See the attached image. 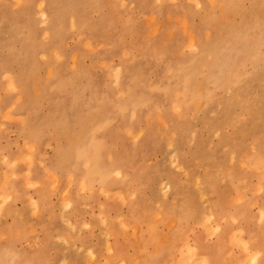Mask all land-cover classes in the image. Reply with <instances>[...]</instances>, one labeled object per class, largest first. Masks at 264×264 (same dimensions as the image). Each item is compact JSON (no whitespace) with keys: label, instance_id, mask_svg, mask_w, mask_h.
<instances>
[{"label":"rangeland","instance_id":"374dc122","mask_svg":"<svg viewBox=\"0 0 264 264\" xmlns=\"http://www.w3.org/2000/svg\"><path fill=\"white\" fill-rule=\"evenodd\" d=\"M203 261L264 264V0H0V264Z\"/></svg>","mask_w":264,"mask_h":264},{"label":"bare ground","instance_id":"6f19581e","mask_svg":"<svg viewBox=\"0 0 264 264\" xmlns=\"http://www.w3.org/2000/svg\"><path fill=\"white\" fill-rule=\"evenodd\" d=\"M69 24V23H68ZM181 41V40H180ZM177 47V46H176ZM13 84V83H12ZM147 117V116H146ZM148 118V117H147ZM182 119V118H181ZM164 122V121H163ZM82 153H85L84 151H81L80 152V155L82 154ZM78 154H79V152H78ZM80 155H78V156H80ZM93 160V159H92ZM92 160H88V162H87V167H86V169H87V173L84 175V179H82L81 180V182H88V181H90V180H92V179H96V177H98V176H100L101 174H102V172H103V168L99 165V164H96L97 163V161L94 163ZM97 160V159H96ZM17 163V162H16ZM84 180V181H83ZM262 182V181H261ZM81 184V183H80ZM81 186H83V185H81ZM260 188H262V187H260ZM87 189V188H86ZM242 200V199H241ZM238 203V202H237ZM159 213V212H158ZM159 215V214H158ZM157 215V216H158ZM209 219V218H208ZM255 223V222H254ZM172 225V224H171ZM211 229V228H210ZM218 230H220V229H218ZM191 231V230H190ZM240 233H242V232H240ZM242 236V235H241ZM219 241H221V240H219ZM236 242V241H235ZM243 242V241H242ZM244 243H246V242H244ZM238 244V243H237ZM216 245V244H215ZM219 246V245H218ZM248 247V246H247ZM246 247V248H247ZM177 248V247H176ZM188 250V249H187ZM207 252V251H206ZM188 255V254H187ZM196 255V254H195ZM209 255V254H208ZM190 259H192V258H190ZM211 259V258H210ZM256 259V258H255ZM254 259V260H255ZM173 261V260H172ZM206 262V261H205ZM205 262L203 261V263L205 264ZM199 263V262H198ZM202 263V262H201ZM202 263V264H203ZM214 263V262H213Z\"/></svg>","mask_w":264,"mask_h":264}]
</instances>
